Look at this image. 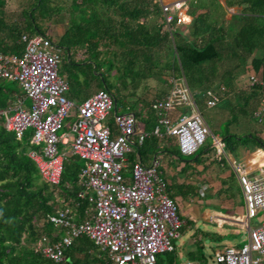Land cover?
<instances>
[{
  "label": "trees",
  "instance_id": "1",
  "mask_svg": "<svg viewBox=\"0 0 264 264\" xmlns=\"http://www.w3.org/2000/svg\"><path fill=\"white\" fill-rule=\"evenodd\" d=\"M5 2L0 0V53L20 54L22 35L42 37L59 52L58 66L66 72L58 76L67 83L65 97L74 105L82 102L79 79L96 82L113 104L119 101L125 113L150 131L155 123L150 103L165 95L170 88L167 80L179 82L187 77L192 80L191 90L204 92L206 99L208 94L219 95L234 118L251 119L261 100L264 107V15L255 10L228 27L221 19L198 26L195 17L188 40L176 29L170 34L166 31L157 0H16L13 12L6 10ZM57 20L64 28L53 40L46 30ZM247 73L259 83L249 86L246 79L245 86L238 89L235 80ZM150 79H166L168 89L148 102L145 95L137 97L136 93L145 89L143 82ZM7 83L0 80V109L12 103ZM142 113L145 119H141ZM68 118L74 119V113ZM1 124L0 118V264H52L35 253L33 246L41 236L56 240L60 231L40 221L64 208L71 209L79 221L90 209L86 201L89 192L77 177L82 162L67 155L59 183L50 186L40 180L26 157L32 149L30 131L16 141ZM231 137L221 139L229 152L224 141ZM254 141L256 148L264 151L263 142ZM144 143L135 146L137 154ZM64 258L66 264H108L106 255L98 253L84 236L73 239ZM155 264L159 262L155 260Z\"/></svg>",
  "mask_w": 264,
  "mask_h": 264
},
{
  "label": "built area",
  "instance_id": "2",
  "mask_svg": "<svg viewBox=\"0 0 264 264\" xmlns=\"http://www.w3.org/2000/svg\"><path fill=\"white\" fill-rule=\"evenodd\" d=\"M164 1H173L167 4L157 0L170 34L180 24L172 14L185 9V4L183 0ZM19 42L20 54L0 53V80L15 82L22 92L12 107L0 110L1 126L16 141L30 131L28 144L32 149L26 157L40 180L50 186L59 183L66 156L77 157L82 162L77 177L89 192L86 201L91 205L79 221L69 208L42 219L41 224L57 228L60 236L53 241L41 236L33 251L52 264H66L65 250L73 239L84 236L106 255L109 264H155L158 255L172 251L171 240L179 236L182 222L176 203L166 195L165 181L158 175V160L153 157L147 165L139 161L126 165V154L131 147H140L146 138L160 137L161 129L175 140L180 156L195 154L208 131L190 90L183 80H167V95L150 103L156 124L148 133L136 128L130 113H113L110 127L106 119L114 104L108 93L99 90L74 105L66 99L68 85L57 73L58 50L40 36L22 35ZM246 79L249 86L259 83L252 74ZM24 100L29 102L27 108ZM217 103V96L208 94L205 107L211 109ZM182 105L189 108V114H177L172 121L168 113ZM73 113L69 132L57 135L64 120ZM263 115L261 100L253 118L261 121ZM234 173L244 205V215L236 218V224L246 230V243L217 252L215 262L260 264L258 257H264V221L255 228H250L248 221L256 212L264 213V173L259 171L258 177L251 178L238 169Z\"/></svg>",
  "mask_w": 264,
  "mask_h": 264
},
{
  "label": "crops",
  "instance_id": "3",
  "mask_svg": "<svg viewBox=\"0 0 264 264\" xmlns=\"http://www.w3.org/2000/svg\"><path fill=\"white\" fill-rule=\"evenodd\" d=\"M187 1L188 0H183L185 4V9H181L180 11L173 13L175 15L173 17H177V19L180 20V24L175 25L174 29L178 30L180 33H182V35L186 39L190 40L191 29L193 27L192 25L194 23L195 17H198L199 12H194V11L192 12V10L187 6ZM163 2L169 4L172 3L173 1L163 0ZM218 2L220 7L219 14L221 15L220 19L224 21V26L227 27L236 24V21L239 18L241 17L243 18L246 15H251V12H249L250 10H255L257 14L264 15V0H218ZM5 3H6L5 5L6 10L10 12L15 11L16 3L12 4V0H6ZM247 64L248 61L246 62V65ZM247 75L248 73L244 75H239L235 80V86L238 89L240 87L245 86L244 82L246 80ZM168 90L165 92V95L155 99H160L166 96ZM191 95L193 96L192 97L193 103H194V99L199 98L201 100V98H203L202 99L203 102L202 101L200 102H202L205 107V101L208 98L207 99L205 98L204 92H194L191 93ZM18 97L19 96H17L15 99L17 100ZM217 98H218V103L214 108L216 107L219 108L218 111L221 112V114L222 113L225 114L226 112L228 114L227 108H225V101L224 100L222 101V98L220 99L219 95H217ZM15 102L11 103L7 107L1 108L0 110H4L6 108L12 107L15 104ZM196 110L198 111L197 108ZM168 114L171 120L174 121L176 120L177 114L180 113H175V111L171 110ZM253 114H252V118H253ZM109 116L111 115L109 114ZM141 119H145V113L141 114ZM154 120L155 123L153 127L156 124L155 117ZM106 123L111 127V122L110 123L106 122ZM136 128L138 130H142L147 133L152 130L151 128L150 131H145L142 121L136 122ZM161 134L162 135L158 138L152 137L154 139H157L158 141L154 151H141L140 154H137L136 148L134 146L131 147V151L126 154V165H129L131 162L134 161H139L142 164L147 165L151 162L152 158L155 157L158 160V166H157L158 175L166 183V191H165L166 195L170 199H172L176 203V205L179 203V201H181V196L185 194L188 195L189 193L193 194L196 192L198 193L199 197H204L205 195H207L205 194L207 192L208 199L204 201L205 205L220 206L222 209L232 211L233 207H232V203L230 202L231 194H229L228 192L232 187H234V189L236 187V189L240 192L239 186L236 181L234 169L243 171L249 178L258 177L259 171L264 173V151L257 149L255 142H253L252 144V149H248L246 148V146L241 145L239 141H236L239 143L238 144L239 146L236 147L239 149V156L235 158L234 156L231 155V152H229L228 150L222 147L221 143L218 142V140L221 139L218 138L216 135L213 136L214 143L212 145V149L210 152L200 156H195L197 157L196 160H194L195 157H193L189 161H181L180 157L182 156L178 154L175 140L171 137L164 135L162 129H161ZM257 135H258V139L262 141L264 144V121H263V125L258 128ZM172 147L176 148L177 156L170 154L172 151L171 149ZM124 176L128 177L127 172H124ZM238 209H239L238 207L236 208V210L234 209L236 213L223 214L218 210H215L210 207L208 208L206 206L202 210H199L196 207H191V208H187L186 210L184 209L185 211H181V209H179L177 205V214L179 215V219L182 222L179 236L182 234L183 229L189 225V222H184L183 220L185 214L187 215L189 214L192 216L193 220L197 219L200 220L201 222L210 225L214 224L216 227H218V229H221L222 227L234 228V235L243 234L246 237V230L241 228L240 225L236 224L237 221L236 218L239 219L244 215V205L242 207L241 212H239ZM220 218L224 219L225 221L220 223L219 222ZM227 220H231V221L229 222ZM195 235L196 233L194 232L187 239L184 237L179 240V236H178L176 239L171 240L172 251L169 253H163L158 255L156 257V262H159V259H167L168 260L167 262H169L170 259H188L184 261L193 262L189 260L190 257H191L190 259H201L200 257L201 253H199V249H202L203 246L201 245V241L199 240L202 237L212 242H221L223 240H228L232 236L231 234L217 236V235H209L208 233H205V234H201L199 238H196ZM243 244L245 243L242 242L241 244H236L235 246H228V247L239 248ZM224 248L226 247H222L220 251ZM97 252L100 253L99 251ZM260 264H264V260H261Z\"/></svg>",
  "mask_w": 264,
  "mask_h": 264
},
{
  "label": "rangeland",
  "instance_id": "4",
  "mask_svg": "<svg viewBox=\"0 0 264 264\" xmlns=\"http://www.w3.org/2000/svg\"><path fill=\"white\" fill-rule=\"evenodd\" d=\"M16 0H12V4L15 3ZM11 4V5H12ZM16 5V4H15ZM187 6L192 10V12H199L198 20L195 22V25L198 26H204V24L213 25L215 23H218V19H220L221 15L219 14V2L218 0H188ZM202 11V12H200ZM172 16H175L172 14ZM174 20L176 17H173ZM58 21V20H57ZM51 22L48 25V28L46 30V35L50 37L53 40H56L58 36L63 31V23L58 22ZM188 38V37H187ZM65 69H61L60 66H58V75L60 73L65 74ZM195 80V79H194ZM186 86L191 90V79H188L187 77L183 80ZM197 82V81H195ZM166 79H150L145 82H143V85L145 86V89H140L137 93V97H141L145 95V99L149 102L152 99L153 95H159L162 92L166 91ZM197 84V83H195ZM79 92L80 97L79 100L83 101L90 97L92 94L97 92L98 85L96 82H87L84 79H79ZM7 87L9 90L14 94L10 99L12 100V103L16 101V97L20 96L22 93L20 88L15 83H7ZM197 91V90H196ZM195 91V92H196ZM160 97V96H158ZM196 97V96H195ZM194 97V98H195ZM206 97V94H205ZM202 99L199 98L194 99V105L198 109L201 119L207 129V134L204 138L203 144L198 148L197 152L190 156V157H180L181 161H189L192 159V157L197 155H203L211 151L212 145H213V136H216L220 139H223L225 136H232L229 141H224V144L228 145L227 147L231 148V155L237 158L239 156V149L236 148L239 146L238 142L234 141V138H240L239 142L241 145L246 146L248 149H252V144L254 139H258L257 131L258 128L263 125V121H258L257 119L251 118L247 119L242 117L241 115L236 116L235 118L227 114H221L219 112V108H212V109H206L204 105L202 104ZM202 101V102H200ZM24 107H28L29 102L27 100L23 101ZM172 111H175V113H180L182 116H186L189 114V108L185 106H179L172 108ZM122 114L125 113L123 108L120 106V102L116 101L114 103V108L110 110V115L112 116L113 113ZM174 113V112H173ZM111 116L107 117L106 122H111ZM244 121V122H242ZM73 122L72 118H68L64 121L63 128L57 132V135H60L61 133H68L69 129L71 127V124ZM72 136V134H70ZM234 136V137H233ZM218 140V139H217ZM157 139H154L152 137H148L145 140L144 148L142 151H154L155 146L157 145ZM218 142L221 143V140H218ZM153 143V148H152ZM231 146V147H230ZM236 148V149H234ZM172 151L170 154L177 155L176 148L172 147ZM223 157V156H222ZM256 176V174H255ZM231 194L230 202L232 203L233 210L228 211L226 209H222L220 206H207L204 204V201L208 199V193L206 192L204 197H199L198 193H189L188 195L185 194L181 196V201H179L178 208L181 209V211H185L187 208L196 207L199 210H202L205 206L213 208L215 210H218L219 212L223 214H232L236 213L234 209L238 207V211H242L243 202L241 199L240 192L234 187L230 189L228 192ZM192 194V195H191ZM180 206V207H179ZM185 209V210H184ZM187 212V211H186ZM185 214V213H184ZM179 216V215H178ZM184 222H189V225L185 227L182 231V234L179 236V240L182 238H189L194 232L196 233L195 237L199 238L201 234L208 233L209 235H228L231 234L232 236L228 240H223L221 242H212L208 239H205L202 237L199 241H201V245L203 246L202 249H199V253H201L200 257L201 259H192L194 264H217L215 262V255L217 252L220 251L222 247H228V246H235L236 244H241L242 242L246 243V237L243 234L234 235V228H228V227H222L221 229H218L214 224L210 225L204 222H201L200 220H193L191 215L185 214L183 218ZM194 223H192V222ZM225 220L220 218L219 222L222 223ZM231 221V220H227ZM234 221V220H233ZM264 221V213L261 211H258L255 213L254 217L249 220V227L255 228L258 227L262 222ZM196 224V225H194ZM190 226V227H189ZM197 231V232H196ZM211 237V236H209ZM252 258H255V255H252ZM260 260H264V257H258ZM184 260L188 259H170L168 264H181ZM167 259H159V264H167Z\"/></svg>",
  "mask_w": 264,
  "mask_h": 264
},
{
  "label": "water",
  "instance_id": "5",
  "mask_svg": "<svg viewBox=\"0 0 264 264\" xmlns=\"http://www.w3.org/2000/svg\"><path fill=\"white\" fill-rule=\"evenodd\" d=\"M195 91H191V93H194Z\"/></svg>",
  "mask_w": 264,
  "mask_h": 264
}]
</instances>
